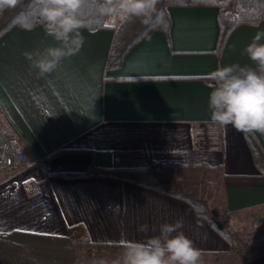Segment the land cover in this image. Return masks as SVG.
I'll list each match as a JSON object with an SVG mask.
<instances>
[{
    "label": "crops",
    "instance_id": "crops-1",
    "mask_svg": "<svg viewBox=\"0 0 264 264\" xmlns=\"http://www.w3.org/2000/svg\"><path fill=\"white\" fill-rule=\"evenodd\" d=\"M167 14L168 35L147 33L112 69V29L82 30L81 51L44 77L23 55L55 46L43 27H15L0 39V127L19 137L29 158L21 171L0 176V238L27 247L38 264H89L110 250L104 246L146 240L176 220L201 259L229 252L180 200L108 177L73 176L92 166H221L234 233L246 244L264 237V177L245 132L213 123L208 107V74L218 65L254 67L243 50L264 32V20L236 27L218 55L217 8L169 6ZM251 134L264 153V134ZM144 224L148 231H139Z\"/></svg>",
    "mask_w": 264,
    "mask_h": 264
},
{
    "label": "clouds",
    "instance_id": "clouds-1",
    "mask_svg": "<svg viewBox=\"0 0 264 264\" xmlns=\"http://www.w3.org/2000/svg\"><path fill=\"white\" fill-rule=\"evenodd\" d=\"M21 0H0V13L16 8ZM159 0H31L30 14L42 22L47 36L56 43L25 52L40 77L53 73L61 63L76 56L85 43L82 30L94 31L112 22L116 27L134 19L148 20ZM264 32H257L244 53L253 66H217L208 74L213 82L208 96L210 119L220 127L264 134ZM183 220L162 223L159 234L125 241L111 264H201L202 251L184 234ZM147 232L148 225L139 227ZM100 264H105L101 261Z\"/></svg>",
    "mask_w": 264,
    "mask_h": 264
},
{
    "label": "trees",
    "instance_id": "trees-1",
    "mask_svg": "<svg viewBox=\"0 0 264 264\" xmlns=\"http://www.w3.org/2000/svg\"><path fill=\"white\" fill-rule=\"evenodd\" d=\"M31 0H21L14 9L0 13V39L12 28L25 30L42 27V22L30 14ZM169 6H203L218 9L219 35L216 52L219 55L228 35L238 26H255L264 20V0H159L157 11L148 20L134 19L119 27L107 23L96 30H114V37L107 55L106 68L121 66L127 53L143 37L155 30L168 35ZM88 30V29H87ZM245 139L256 167L264 177V153L251 133ZM61 177L72 175L60 173ZM75 177H108L137 187L177 199L187 204L195 216L213 229L222 239L232 245V237L226 230L232 213L227 209L224 175L221 166L206 164L180 165L166 163L150 164L144 168L103 169L91 167ZM218 226L221 228L219 229ZM101 247V246H100ZM122 249L123 246H104ZM0 264H38L27 247L0 238Z\"/></svg>",
    "mask_w": 264,
    "mask_h": 264
},
{
    "label": "rangeland",
    "instance_id": "rangeland-1",
    "mask_svg": "<svg viewBox=\"0 0 264 264\" xmlns=\"http://www.w3.org/2000/svg\"><path fill=\"white\" fill-rule=\"evenodd\" d=\"M231 218L226 230L232 237V245L223 239L230 248L229 252L205 257L201 259V264H264V237L249 239V244L243 243V236L240 237L238 234H235L231 227ZM254 240L263 242L260 244H250ZM121 250H99L93 254L89 264H100L101 261H104L105 264H111V261L120 255Z\"/></svg>",
    "mask_w": 264,
    "mask_h": 264
},
{
    "label": "built area",
    "instance_id": "built-area-1",
    "mask_svg": "<svg viewBox=\"0 0 264 264\" xmlns=\"http://www.w3.org/2000/svg\"><path fill=\"white\" fill-rule=\"evenodd\" d=\"M28 163V154L19 137L7 136L0 127V176L3 172L17 173L24 169ZM33 165L46 168L45 163L41 160H35ZM27 191L32 194L35 191V186L29 185Z\"/></svg>",
    "mask_w": 264,
    "mask_h": 264
},
{
    "label": "water",
    "instance_id": "water-1",
    "mask_svg": "<svg viewBox=\"0 0 264 264\" xmlns=\"http://www.w3.org/2000/svg\"><path fill=\"white\" fill-rule=\"evenodd\" d=\"M218 228L220 229L221 227H220V226H218Z\"/></svg>",
    "mask_w": 264,
    "mask_h": 264
}]
</instances>
